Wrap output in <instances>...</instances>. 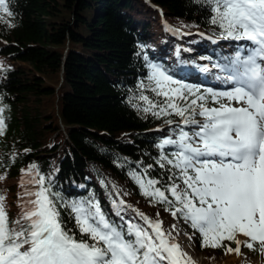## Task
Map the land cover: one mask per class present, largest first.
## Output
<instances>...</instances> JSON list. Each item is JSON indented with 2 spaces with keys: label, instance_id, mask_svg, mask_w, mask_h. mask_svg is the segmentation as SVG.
I'll return each instance as SVG.
<instances>
[{
  "label": "trees",
  "instance_id": "16d2710c",
  "mask_svg": "<svg viewBox=\"0 0 264 264\" xmlns=\"http://www.w3.org/2000/svg\"><path fill=\"white\" fill-rule=\"evenodd\" d=\"M152 3L188 30L218 34L207 0H12L13 23L0 19V62L5 65L0 68V103L8 106L7 128L0 134V174L7 175L0 178V192L14 221L23 212L20 201L28 199L20 194L33 188L23 169L36 163L54 179L57 191L70 197L94 191L112 218L136 219L135 210L122 215L114 206L113 197L123 195L153 219L162 218L165 226L179 223L195 232V246L222 260L235 241L224 238L219 246L202 245L198 230L182 216H173L162 202L150 203L152 198L129 174L130 168L142 171V165H152L148 175L163 173L167 181L169 169L157 160L158 142L175 127L166 121L181 119L175 112L156 116L133 106L145 103L132 97L139 95L138 81L148 74L140 44L148 46L143 51L151 59L167 66L175 63L177 53V39L165 33L161 10ZM199 40L187 39L203 51L211 48ZM113 181L120 186L119 194ZM70 213L61 205L67 226L83 235ZM244 247L243 263L260 253L259 242Z\"/></svg>",
  "mask_w": 264,
  "mask_h": 264
},
{
  "label": "snow or ice",
  "instance_id": "6c2138e0",
  "mask_svg": "<svg viewBox=\"0 0 264 264\" xmlns=\"http://www.w3.org/2000/svg\"><path fill=\"white\" fill-rule=\"evenodd\" d=\"M207 3L209 19L219 29L214 39L247 42L216 60L221 70L216 78L232 86L210 87L180 79L178 69L151 59L143 51L148 46L140 44L148 74L138 81L139 95L132 97L145 103L133 106L156 116L175 112L181 119L167 120L175 127L158 142L157 160L169 169L167 181L163 173L148 175L152 165H142V171L130 168L129 174L152 198L150 203L162 202L173 216H182L198 230L202 245L219 246L228 238L236 248L228 245L226 251L239 252L241 244L254 247L259 242L264 252V0ZM13 15L12 0H0V19L11 24ZM201 67L207 70L210 65ZM6 107L0 103V134L7 128ZM198 115L203 119H196ZM23 171L36 187L20 194L28 199L20 201L23 212L14 221L0 192V264H197L179 242L175 225L165 227L162 218L153 219L123 195L113 197L114 206L122 215L134 209L136 219L115 220L94 191L71 197L57 191L54 179L36 163ZM101 182L109 186L107 180ZM111 186L120 193L115 181ZM61 205L71 209L83 235L67 226ZM237 234L247 238L241 240Z\"/></svg>",
  "mask_w": 264,
  "mask_h": 264
},
{
  "label": "rangeland",
  "instance_id": "374dc122",
  "mask_svg": "<svg viewBox=\"0 0 264 264\" xmlns=\"http://www.w3.org/2000/svg\"><path fill=\"white\" fill-rule=\"evenodd\" d=\"M144 21H147V19H144ZM164 37H165V34H164ZM180 40H179V46L180 47H183L184 46V50L185 53L187 55H184V52H181V54L179 53V51L177 52V55H178V59H179V62H181V59L183 61H185L186 63H190L192 64H197V63H204L205 65H210V67L206 70V72L212 76L214 75V73H220V71L218 69H216L215 66L211 65L210 62L206 61V60H203L200 59L199 57L197 58V56H194V51H190L189 49H187L186 45L184 43V41L182 40L183 36H180L179 37ZM166 41V40H165ZM164 41V43H165ZM188 46V45H187ZM221 48H219V51H220ZM190 52V53H189ZM184 55V57H183ZM189 57V58H187ZM215 70V71H214ZM202 118H200L199 120H202ZM32 184V183H31ZM33 188L36 187V185L32 184ZM141 205L144 206V203L141 202ZM132 210V209H131ZM166 222H164L165 224ZM168 223V222H167ZM175 225V229L174 231L175 232H178L179 235H178V239H179V242L181 243V245L183 246V248L192 256V257H196L197 258V261H200L201 264H225L227 261H229V257H231L232 255H234L236 257L235 259V262L234 261H229L233 264H264V252H262L260 255L258 256H254L252 258H250L248 261L246 262H242V256L243 254L245 253L244 249H243V244H241L240 246V250L239 252L237 251H224L223 252V255H222V260L220 259H212L211 256H208L207 254H204L201 250H199L195 244H194V236L192 235H188V233H191L190 231L186 230L184 226H182L181 224L177 223V224H173ZM168 226H171L169 224H167L165 227H168ZM239 238L241 240L243 239H246V236L244 234L242 235H239ZM233 249L236 248V245L232 247ZM227 249V248H226ZM198 264V262H197Z\"/></svg>",
  "mask_w": 264,
  "mask_h": 264
},
{
  "label": "bare ground",
  "instance_id": "6f19581e",
  "mask_svg": "<svg viewBox=\"0 0 264 264\" xmlns=\"http://www.w3.org/2000/svg\"><path fill=\"white\" fill-rule=\"evenodd\" d=\"M182 64H183V63H182ZM232 247H233V246H232ZM193 258L197 261V258H196V257H193ZM229 259H230L229 261L232 260V261L235 262L236 257H235L234 255H232L231 257H229ZM229 261H227L225 264H233V263H234V262L231 263L232 261H231V262H229ZM197 262H198V264H201L200 261H197Z\"/></svg>",
  "mask_w": 264,
  "mask_h": 264
}]
</instances>
